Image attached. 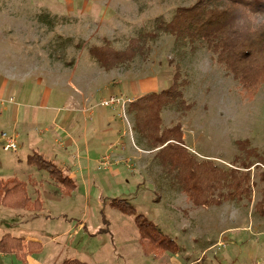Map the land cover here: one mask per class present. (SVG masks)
Returning a JSON list of instances; mask_svg holds the SVG:
<instances>
[{
	"label": "rangeland",
	"instance_id": "1",
	"mask_svg": "<svg viewBox=\"0 0 264 264\" xmlns=\"http://www.w3.org/2000/svg\"><path fill=\"white\" fill-rule=\"evenodd\" d=\"M198 1L0 0V87H8L0 89V185L24 182L32 201L25 209L0 203V240L40 242L24 259L0 254V264H264V217L255 208L264 85L245 98L206 43L158 28ZM174 88L182 99L164 107L162 127H181L185 150L159 154L136 132L130 107L127 124L120 107L102 105ZM3 133L18 137L17 153L1 149ZM172 153L226 170L258 163L253 203L207 205L187 169L179 177L180 165L160 161ZM36 156L72 179L71 191Z\"/></svg>",
	"mask_w": 264,
	"mask_h": 264
},
{
	"label": "trees",
	"instance_id": "2",
	"mask_svg": "<svg viewBox=\"0 0 264 264\" xmlns=\"http://www.w3.org/2000/svg\"><path fill=\"white\" fill-rule=\"evenodd\" d=\"M158 28L177 39L183 37L193 42L199 39L206 43L209 51L215 54L214 60L217 64L241 84L245 98L255 97L264 85V0H199L189 8L177 9L173 20L167 24H159ZM114 58L116 61L121 60L118 56ZM101 66L111 69L116 65ZM178 86L177 83L175 87ZM177 99H182L181 93L174 88L161 95L150 94L142 97L130 106L135 115L136 132L146 138L154 149L162 148L159 154L171 147L185 150L181 127H162V110L175 104ZM247 143L248 141L240 142L239 148L246 151ZM35 158V161L40 159L41 166L47 168L54 179L66 185V193L71 191L74 187L72 180L69 177L63 178L57 165L38 156ZM186 158L172 153L169 158L160 161L180 165L179 177L185 178L184 170L187 169L188 182L203 184L202 191L194 192H202L207 205L221 206L224 202H237L241 205L253 203L251 186L255 183L252 169L256 170L259 165H264V158L259 157V165L248 161L239 166L233 165L230 170L220 168L210 161L198 164ZM262 174L264 175V172ZM260 182L262 198L255 208L259 215L264 217V176L260 178ZM25 187L24 182L19 180L3 181L0 185V203L15 209L29 208L32 201ZM245 200L248 204L244 203ZM35 203L37 205H34L39 207L40 202ZM115 205L119 206L117 203ZM139 223L141 228L145 229L141 219ZM164 244L163 240L161 243L157 240V246L166 251L168 247ZM20 250L21 239L7 234L0 240V254H15L21 259L39 251L40 243L30 241L27 253H20ZM63 264L88 263L73 259Z\"/></svg>",
	"mask_w": 264,
	"mask_h": 264
},
{
	"label": "built area",
	"instance_id": "3",
	"mask_svg": "<svg viewBox=\"0 0 264 264\" xmlns=\"http://www.w3.org/2000/svg\"><path fill=\"white\" fill-rule=\"evenodd\" d=\"M13 99L10 101L12 102ZM135 101L130 100V99H125L121 96H111L109 99H106L102 102V105L108 108H114V107H120L122 110V119L129 124V118L127 115V109H129V107L132 105V103H134ZM1 140L3 141V145L1 146L2 150L5 152H10L12 151L13 153H17L18 152V137L16 135H8L7 133H3L2 134V138ZM105 159V158H104ZM107 159V158H106ZM105 159V160H106ZM103 161V163L101 162V166L102 167H107L108 165H110V162L108 160Z\"/></svg>",
	"mask_w": 264,
	"mask_h": 264
},
{
	"label": "crops",
	"instance_id": "4",
	"mask_svg": "<svg viewBox=\"0 0 264 264\" xmlns=\"http://www.w3.org/2000/svg\"><path fill=\"white\" fill-rule=\"evenodd\" d=\"M3 88L6 89V88H8V87H0V89H3ZM11 100H12V99H11ZM11 100H9V103H10ZM13 101H14V99H13ZM13 101H12V102H13ZM86 107H87V106H86ZM86 107H85V108H86ZM86 109H87V108H86ZM82 112H83L85 115L88 114V111H86V110H82ZM122 141H124V140H122ZM117 147H118V146H117ZM125 150H126L125 148H122V152H124ZM71 180H72V179H71ZM30 241H37V242H39L38 240H33V239H30V238H29L28 240H27V239L25 240L26 243H23V242L21 241V246H22V248H21V252H20V253H25V252L27 253V245H28V242H30ZM39 243H40V242H39ZM72 260H73V259H72Z\"/></svg>",
	"mask_w": 264,
	"mask_h": 264
}]
</instances>
